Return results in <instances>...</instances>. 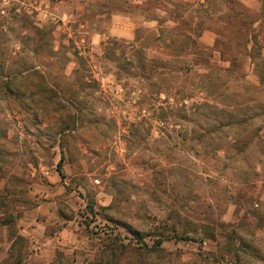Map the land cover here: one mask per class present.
<instances>
[{
    "label": "rangeland",
    "instance_id": "1",
    "mask_svg": "<svg viewBox=\"0 0 264 264\" xmlns=\"http://www.w3.org/2000/svg\"><path fill=\"white\" fill-rule=\"evenodd\" d=\"M0 264H264V0H0Z\"/></svg>",
    "mask_w": 264,
    "mask_h": 264
},
{
    "label": "trees",
    "instance_id": "2",
    "mask_svg": "<svg viewBox=\"0 0 264 264\" xmlns=\"http://www.w3.org/2000/svg\"><path fill=\"white\" fill-rule=\"evenodd\" d=\"M57 172L59 173L60 177L63 178V172H62V168H61V161H60V163L57 166ZM179 239H181V240H193V239H190V238H187V237H180ZM165 240H166L165 238H159L154 243V246L157 247V248H159L161 246V244L163 243V241H165ZM144 246L146 247V245H144Z\"/></svg>",
    "mask_w": 264,
    "mask_h": 264
}]
</instances>
